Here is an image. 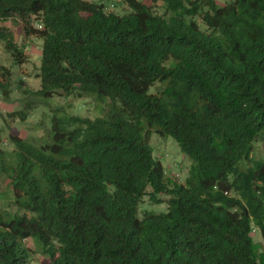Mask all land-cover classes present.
I'll return each instance as SVG.
<instances>
[{
	"label": "trees",
	"instance_id": "1",
	"mask_svg": "<svg viewBox=\"0 0 264 264\" xmlns=\"http://www.w3.org/2000/svg\"><path fill=\"white\" fill-rule=\"evenodd\" d=\"M122 1L129 12L0 0L13 64L28 58L5 22L43 39L41 88L11 116L26 121L41 97L109 99L102 117L55 115L45 138L9 134L12 150L0 134L15 207L0 210V264H264L253 236L264 240V156L252 157L264 144V0ZM13 75L0 63L7 101L24 82ZM153 131L192 161L183 182L166 178ZM161 194L166 211L139 213Z\"/></svg>",
	"mask_w": 264,
	"mask_h": 264
},
{
	"label": "rangeland",
	"instance_id": "2",
	"mask_svg": "<svg viewBox=\"0 0 264 264\" xmlns=\"http://www.w3.org/2000/svg\"><path fill=\"white\" fill-rule=\"evenodd\" d=\"M95 3H101L102 0H93ZM229 0H218L219 3H225ZM147 3H150L148 0ZM108 10H113L118 14L129 12L130 8L122 0H105L104 2ZM111 4L113 5L111 7ZM159 12H164L165 9L156 7ZM12 31L17 44L20 49L25 52L28 60L22 65L13 64L4 50L3 43H0V63L10 67L14 72L13 78L16 82L23 80V84L13 87L11 92L12 99L7 101L1 98L0 101V134L4 139L3 147L7 150H12L14 147L11 145L8 137L9 134L18 135L23 139L30 140L32 137L35 139H42L47 137V129L51 128L52 120L55 115H74L83 118L95 119L104 115V109L108 106L109 99H96L92 96H85L82 98H74L72 96L54 95L49 98H38L41 103L31 112L26 121L20 120L19 117H13L11 112L17 111L22 108L20 99L24 89L28 88L33 91H38L41 88V78L37 77V72L41 65L40 51L43 46V39L37 37H27L24 33L21 24L9 20L4 23ZM156 87L151 88L154 92ZM150 145L153 148V155L156 159L160 160L166 173V178L173 182H183L189 172L192 161L181 149L178 142L172 136H162L158 132L153 131L150 139ZM264 156V144L257 142L252 154L253 159H259ZM242 165V164H241ZM244 168L245 166L242 165ZM9 179L3 180L0 178V186L2 199L0 201V210L2 206L7 209L15 210L13 200L9 198L11 185ZM8 197V198H7ZM160 202H151L148 196L144 198L141 203L139 213L147 209L154 210L155 212L166 211L168 207L167 194H161ZM3 202V203H2ZM253 236L257 242L260 243L262 250H264V240L261 235L256 231ZM27 245L33 249L36 248L35 243L31 238L26 240ZM35 264H42L44 261L43 256L35 254ZM47 260V259H46Z\"/></svg>",
	"mask_w": 264,
	"mask_h": 264
},
{
	"label": "built area",
	"instance_id": "3",
	"mask_svg": "<svg viewBox=\"0 0 264 264\" xmlns=\"http://www.w3.org/2000/svg\"><path fill=\"white\" fill-rule=\"evenodd\" d=\"M39 28H42L43 26L41 24L38 25ZM1 98H3V95L2 93L0 92V101H1Z\"/></svg>",
	"mask_w": 264,
	"mask_h": 264
},
{
	"label": "crops",
	"instance_id": "4",
	"mask_svg": "<svg viewBox=\"0 0 264 264\" xmlns=\"http://www.w3.org/2000/svg\"><path fill=\"white\" fill-rule=\"evenodd\" d=\"M102 2H105V0H102ZM113 5L111 4V7H112ZM40 54H41V51H40Z\"/></svg>",
	"mask_w": 264,
	"mask_h": 264
},
{
	"label": "clouds",
	"instance_id": "5",
	"mask_svg": "<svg viewBox=\"0 0 264 264\" xmlns=\"http://www.w3.org/2000/svg\"><path fill=\"white\" fill-rule=\"evenodd\" d=\"M39 25V24H38ZM253 232H256V230L254 229Z\"/></svg>",
	"mask_w": 264,
	"mask_h": 264
}]
</instances>
